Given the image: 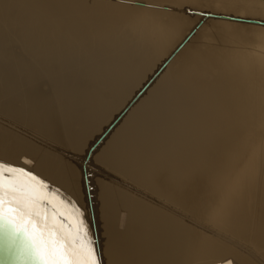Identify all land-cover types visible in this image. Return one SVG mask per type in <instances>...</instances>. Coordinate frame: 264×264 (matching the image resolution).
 <instances>
[{
    "label": "bare ground",
    "instance_id": "obj_1",
    "mask_svg": "<svg viewBox=\"0 0 264 264\" xmlns=\"http://www.w3.org/2000/svg\"><path fill=\"white\" fill-rule=\"evenodd\" d=\"M204 13L264 1L0 0V160L102 264H264V26Z\"/></svg>",
    "mask_w": 264,
    "mask_h": 264
},
{
    "label": "snow or ice",
    "instance_id": "obj_2",
    "mask_svg": "<svg viewBox=\"0 0 264 264\" xmlns=\"http://www.w3.org/2000/svg\"><path fill=\"white\" fill-rule=\"evenodd\" d=\"M4 65L0 56V70ZM93 180L94 174L81 168L86 194ZM47 189L34 172L0 160V251L11 264H102L86 212L77 207L75 215L66 216Z\"/></svg>",
    "mask_w": 264,
    "mask_h": 264
},
{
    "label": "water",
    "instance_id": "obj_3",
    "mask_svg": "<svg viewBox=\"0 0 264 264\" xmlns=\"http://www.w3.org/2000/svg\"><path fill=\"white\" fill-rule=\"evenodd\" d=\"M264 1V0H263ZM204 16H209L213 18H220V19H227V20H232V21H238V22H245V23H250V24H257V25H263L264 26V20H259L255 18H245V17H239V16H232V15H227V14H222V13H204ZM195 28H193L190 31V34L194 31ZM189 36V35H188ZM188 36L186 38H188ZM125 110V109H124ZM123 110V111H124ZM112 124H110L111 126ZM109 126V127H110ZM108 127V128H109ZM98 139L93 146L90 147L89 151L87 152L85 159H88L90 156V150L95 146V144L99 141ZM83 169L85 171V167L83 166ZM89 189V188H88ZM87 189V190H88ZM0 264H11L10 261H8L2 251H0Z\"/></svg>",
    "mask_w": 264,
    "mask_h": 264
},
{
    "label": "rangeland",
    "instance_id": "obj_4",
    "mask_svg": "<svg viewBox=\"0 0 264 264\" xmlns=\"http://www.w3.org/2000/svg\"><path fill=\"white\" fill-rule=\"evenodd\" d=\"M3 126H7V127H12V128H14V126H15V124H14V122H13V120H11V119H5V122H2L1 123ZM22 129V132L24 133V134H27V133H29V131H30V129H29V127H27V126H23V127H21ZM94 168V167H93Z\"/></svg>",
    "mask_w": 264,
    "mask_h": 264
}]
</instances>
